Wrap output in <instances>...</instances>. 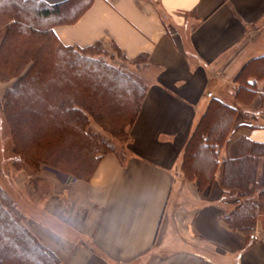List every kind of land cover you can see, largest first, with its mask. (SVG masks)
Returning a JSON list of instances; mask_svg holds the SVG:
<instances>
[{
    "label": "crops",
    "instance_id": "obj_1",
    "mask_svg": "<svg viewBox=\"0 0 264 264\" xmlns=\"http://www.w3.org/2000/svg\"><path fill=\"white\" fill-rule=\"evenodd\" d=\"M54 33L145 57L149 81L125 157L48 179L28 228L61 264H264V0H93ZM202 132L218 164L192 154ZM247 202L251 231L225 220Z\"/></svg>",
    "mask_w": 264,
    "mask_h": 264
},
{
    "label": "trees",
    "instance_id": "obj_2",
    "mask_svg": "<svg viewBox=\"0 0 264 264\" xmlns=\"http://www.w3.org/2000/svg\"><path fill=\"white\" fill-rule=\"evenodd\" d=\"M92 2L67 0L50 5L44 0H0V65L14 64L13 71L20 78L6 91L2 105L14 136H19V144L23 143L22 153L25 155L23 148L27 143L42 138L44 150H50L48 155H57L59 162L65 158L70 163L72 160L87 164L95 159L91 176L100 159L115 152H100L110 144L104 136L90 130V117H99L113 133H122L126 125L135 123L147 91V85L123 65L117 67L108 62L102 42L86 48L66 47L56 37V26L74 24ZM111 44L130 60L116 44ZM5 45L9 50L4 49ZM8 56L16 60L13 62ZM0 77L4 78L1 74ZM25 129L34 135L24 138ZM215 137L202 132L197 139L198 149L194 148L192 154L209 149L211 160L218 164L222 138ZM97 154L100 155L96 158ZM248 204L226 215L228 224L251 231L254 224L249 220L254 218L256 208ZM25 221L0 188V264L7 259L9 264H25L22 257L34 264H61ZM26 252L31 258L26 257Z\"/></svg>",
    "mask_w": 264,
    "mask_h": 264
},
{
    "label": "rangeland",
    "instance_id": "obj_3",
    "mask_svg": "<svg viewBox=\"0 0 264 264\" xmlns=\"http://www.w3.org/2000/svg\"><path fill=\"white\" fill-rule=\"evenodd\" d=\"M102 43L103 51L106 52L107 60L111 65L117 67L123 65L128 72L141 80L145 86L147 85L149 81V66L143 57L137 60H127L110 42ZM4 49L9 50V46L5 45ZM8 58H12L11 60H13V62L16 60L10 56H8ZM47 59H49V57ZM10 66H12V70ZM13 69L14 64L10 65V63H8L5 65L2 63L0 65V74L4 77H0V188L13 202L18 212L26 219L25 224L27 225L28 217L37 219H42V217L46 218L42 215V211L38 206H40L42 199L44 200L48 195H52L53 193V183L48 179L52 178L54 180H59V182L65 184L73 180L87 182L95 167L96 161L92 158L93 160H90L87 164L72 160L70 163L69 161H64L65 158H63L62 161L59 162L56 160L57 155H54V153L48 155L50 150H44L45 147L41 142V140H43L42 138L35 143H27L28 146L25 145L23 148V150L25 149V155L22 153L21 148L23 147V143L19 144V136L17 138L14 136L12 132V123L2 105L6 91L20 80L19 77H16L17 73H14L15 71H13ZM4 72H8V75H2ZM89 122L91 126H89L90 130L104 136L110 144L109 148H101L100 152L105 153L110 150L124 158L126 144L130 142L131 129L134 124L132 126L129 124L126 125L122 133H113L112 129L107 127L106 121H103L99 117L98 119L90 117ZM22 135H25L24 138H29L34 134L28 131V129H25ZM62 138L64 139V134ZM66 145L64 144V146ZM64 153L63 151V154ZM99 155L100 154H97L96 158L99 157ZM59 169L65 170L68 174H63ZM69 174H73L74 176H70ZM179 229V224H177L174 230ZM26 255V257L31 258L29 253ZM18 258L20 257L18 256ZM21 261L25 264H34L24 257L21 258ZM4 264H9V260L7 259L4 261Z\"/></svg>",
    "mask_w": 264,
    "mask_h": 264
}]
</instances>
